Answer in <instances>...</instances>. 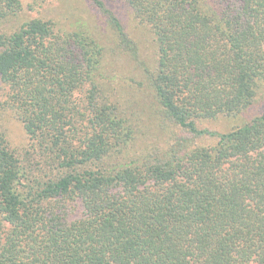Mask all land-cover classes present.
Instances as JSON below:
<instances>
[{
    "label": "trees",
    "instance_id": "obj_1",
    "mask_svg": "<svg viewBox=\"0 0 264 264\" xmlns=\"http://www.w3.org/2000/svg\"><path fill=\"white\" fill-rule=\"evenodd\" d=\"M87 2L111 43L83 22L15 25L20 1L0 0V113L27 139L0 131V264H264V112L197 128L264 91V0H108L148 59L113 8ZM143 82L146 116L118 94ZM201 136L213 142L191 145Z\"/></svg>",
    "mask_w": 264,
    "mask_h": 264
},
{
    "label": "rangeland",
    "instance_id": "obj_2",
    "mask_svg": "<svg viewBox=\"0 0 264 264\" xmlns=\"http://www.w3.org/2000/svg\"><path fill=\"white\" fill-rule=\"evenodd\" d=\"M21 3V13L20 17L14 23L15 25H19L25 21L30 19H42L45 21H52L56 23L58 28L68 31L69 29H73L75 23L83 22L84 26L88 27V29L92 30L96 27L98 29L100 35L102 36V41L104 44H109L113 41L114 35L113 31L107 24H105V20L107 21V16L105 14H101V16H97L96 12L91 8V5L87 2V0H19ZM104 4L105 10L113 11L120 19L121 23H123L124 31L128 32L131 39L136 43L135 45L138 48L139 58L148 59L150 57V49L147 44L148 37L138 30L134 24L128 19V15H126L121 7L114 6L112 3V8L110 7L108 0H100ZM112 12V13H113ZM113 13V14H114ZM109 25V24H108ZM107 26V27H106ZM125 57L115 58L113 62V71L114 74L122 77L124 74H128L125 67ZM138 82L141 80L139 74ZM141 75V74H140ZM142 77V76H141ZM143 80V79H142ZM137 82V83H138ZM119 90L118 94L122 95V98L127 100L131 99V103H136L137 107L141 110L145 109L143 112V116H146L149 112L147 107L152 101L150 91L144 86V82L142 86L137 88L127 86L125 84H118ZM2 93L0 84V102L2 101ZM256 102L246 110L244 113L237 117H219L215 120H202L197 123L198 129H207L209 131H215L220 133L228 132L235 127L248 122L251 118L256 115H260L264 112V91L258 96ZM134 100V101H133ZM143 107V109L141 108ZM151 123L147 124L148 133L156 132L161 130L160 127L157 126L158 117L157 115L150 113ZM157 123L152 124V121ZM0 131L4 132L7 135L8 141L10 144L21 150L22 148L27 146V139L24 136L21 125L13 118L9 116L7 113H0ZM153 144L157 145L156 140L151 141ZM213 142V139L206 136H201L194 138V141L191 145H208ZM158 147V146H157ZM79 212V207L77 206L69 215V219L74 218Z\"/></svg>",
    "mask_w": 264,
    "mask_h": 264
}]
</instances>
